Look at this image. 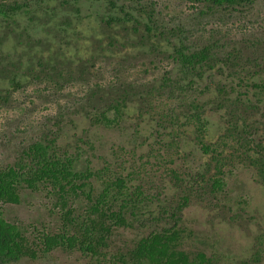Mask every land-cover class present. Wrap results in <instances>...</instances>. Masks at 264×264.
<instances>
[{
	"label": "trees",
	"instance_id": "trees-1",
	"mask_svg": "<svg viewBox=\"0 0 264 264\" xmlns=\"http://www.w3.org/2000/svg\"><path fill=\"white\" fill-rule=\"evenodd\" d=\"M56 1L70 10L94 0ZM186 1L200 16L230 21L258 17L264 2ZM31 12L0 0V106L33 79L83 81L104 54L94 40L79 47L78 26H61L68 14L50 28L52 40L31 35L20 25ZM218 31L180 36L174 70L159 78L95 82L81 96L76 116L91 128L116 131L134 119L136 142L140 124L151 125L153 145L138 166L126 167L118 157L100 163L88 129L66 140L60 116L55 128H43L0 167V264L54 252L74 254L80 264H230L218 250L195 244L196 229L184 212L197 206L210 224L250 233L249 201L228 180L237 167L250 169L264 190V41L230 44ZM136 149L135 143L130 151ZM23 190L44 194L51 221L6 218L5 204H19ZM246 254L235 264H264V230L252 235Z\"/></svg>",
	"mask_w": 264,
	"mask_h": 264
},
{
	"label": "rangeland",
	"instance_id": "rangeland-1",
	"mask_svg": "<svg viewBox=\"0 0 264 264\" xmlns=\"http://www.w3.org/2000/svg\"><path fill=\"white\" fill-rule=\"evenodd\" d=\"M15 1L32 10L20 19L21 27H26L31 35L52 40L50 28L56 20H63L61 14H68L61 26L66 30L69 25L78 26L79 47L94 40L98 48L104 49V54L97 57L91 67L93 73L83 81L78 78L67 81L33 79L11 94L8 102L0 106V167L12 162L19 150L43 128H55L60 116L66 140L88 129L100 163L118 157L125 161L126 167L138 166L153 145L151 125L140 124L136 142L131 138L134 119L128 118L122 129L116 131L91 128L76 116L79 100L90 85L95 82L105 85L144 83L159 78L174 70L171 56L179 37L199 39L198 35L206 36L209 28L218 29L221 38L230 44L248 37L264 41V2L259 5L258 17L230 21L200 16L197 6L186 0H94L80 2L77 9L70 10H64L56 0ZM135 143L137 149L130 151ZM152 162L154 159L150 157L149 165ZM228 186L235 195H242L249 201L248 210L254 217L249 224L250 233L236 225L210 224L206 212L197 206L187 208L184 214L196 229L195 244L218 250L224 255V262L235 264L247 255L252 235L264 230V190L254 180L252 170L240 167L234 170ZM47 207L48 199L44 194L23 190L20 203L5 204L4 209L9 221L40 225L52 220ZM17 264H80V261L74 254L54 252L44 259H21Z\"/></svg>",
	"mask_w": 264,
	"mask_h": 264
}]
</instances>
